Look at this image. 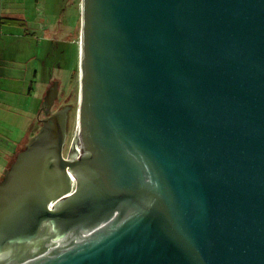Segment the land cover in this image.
Instances as JSON below:
<instances>
[{
    "label": "water",
    "instance_id": "1",
    "mask_svg": "<svg viewBox=\"0 0 264 264\" xmlns=\"http://www.w3.org/2000/svg\"><path fill=\"white\" fill-rule=\"evenodd\" d=\"M80 8L71 146L66 105L1 178L0 264H264V0Z\"/></svg>",
    "mask_w": 264,
    "mask_h": 264
},
{
    "label": "rangeland",
    "instance_id": "2",
    "mask_svg": "<svg viewBox=\"0 0 264 264\" xmlns=\"http://www.w3.org/2000/svg\"><path fill=\"white\" fill-rule=\"evenodd\" d=\"M1 1L8 15L2 12L0 29V149L15 146L10 164L32 140L47 117L37 107L43 106L40 100L56 80L49 112L71 105L63 146L67 156L76 127L80 0ZM10 14L19 15L21 22L8 21Z\"/></svg>",
    "mask_w": 264,
    "mask_h": 264
},
{
    "label": "crops",
    "instance_id": "3",
    "mask_svg": "<svg viewBox=\"0 0 264 264\" xmlns=\"http://www.w3.org/2000/svg\"><path fill=\"white\" fill-rule=\"evenodd\" d=\"M3 4V1H1V5ZM1 10H2V12H3V14H5L6 16L8 15L7 14V11H8V9H6L5 8V10L3 9V5L1 6ZM10 16H11V18H9L8 19V21H12V22H14V23H17V22H21V19L18 17V16H13V15H11L10 14ZM21 17V16H20ZM6 18V17H5ZM0 58H1V56H0ZM0 74H1V69H0ZM46 81H47V78H46ZM50 86V85H49ZM48 86V87H49ZM47 87V88H48ZM31 87L29 88V93L31 92ZM55 99V98H54ZM40 102H42L43 103V98L40 100ZM40 102H39V104H40ZM40 109L41 108V105H38V107H37V109ZM18 142V141H17ZM18 146V145H17ZM15 147V146H14ZM14 147H12V148H10V150L9 149H7V148H5V149H3V147H2V149H0V177L2 178L3 176H4V174L6 173V169H7V165L9 164V159H10V157L9 156H11L12 154H13V148Z\"/></svg>",
    "mask_w": 264,
    "mask_h": 264
},
{
    "label": "bare ground",
    "instance_id": "4",
    "mask_svg": "<svg viewBox=\"0 0 264 264\" xmlns=\"http://www.w3.org/2000/svg\"><path fill=\"white\" fill-rule=\"evenodd\" d=\"M79 9H81L80 8V5H79ZM79 58H80V33H79V35H78V64H77V71H78V100H77V108H78V102H79V86H80V69H79ZM77 114H76V124H77V120H78V112H76ZM75 181H76V176H75V174H74V179H73V183H72V187H71V190H70V192H72L73 190H74V185H75ZM54 203L55 202H53V203H50L49 205H50V208H53V206H54ZM30 259H32L31 257H30Z\"/></svg>",
    "mask_w": 264,
    "mask_h": 264
},
{
    "label": "flooded vegetation",
    "instance_id": "5",
    "mask_svg": "<svg viewBox=\"0 0 264 264\" xmlns=\"http://www.w3.org/2000/svg\"><path fill=\"white\" fill-rule=\"evenodd\" d=\"M55 85H57V83L54 81V82L52 83V88H54ZM49 101H50L49 98H47V99L45 100V107H44V113H45L47 116H49V115L51 114V112H49V110L46 111V109H47L46 107H47V104L49 103Z\"/></svg>",
    "mask_w": 264,
    "mask_h": 264
},
{
    "label": "trees",
    "instance_id": "6",
    "mask_svg": "<svg viewBox=\"0 0 264 264\" xmlns=\"http://www.w3.org/2000/svg\"><path fill=\"white\" fill-rule=\"evenodd\" d=\"M3 19H4V17L1 16V14H0V27L2 26ZM14 158H15V157H14ZM14 158H13V160H14ZM13 160L11 161V163L13 162ZM11 163L9 164V166L11 165ZM9 166H8V168H9ZM8 168H7V169H8Z\"/></svg>",
    "mask_w": 264,
    "mask_h": 264
},
{
    "label": "built area",
    "instance_id": "7",
    "mask_svg": "<svg viewBox=\"0 0 264 264\" xmlns=\"http://www.w3.org/2000/svg\"><path fill=\"white\" fill-rule=\"evenodd\" d=\"M0 14H1V16H3L2 15V10H1V0H0ZM0 29H1V27H0Z\"/></svg>",
    "mask_w": 264,
    "mask_h": 264
}]
</instances>
